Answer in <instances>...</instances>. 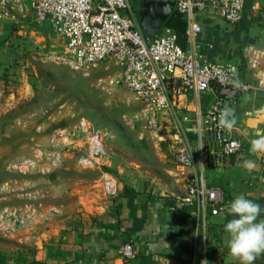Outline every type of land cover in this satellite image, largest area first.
Returning <instances> with one entry per match:
<instances>
[{
    "label": "rangeland",
    "instance_id": "1",
    "mask_svg": "<svg viewBox=\"0 0 264 264\" xmlns=\"http://www.w3.org/2000/svg\"><path fill=\"white\" fill-rule=\"evenodd\" d=\"M130 2L139 17L144 0ZM57 36L34 17L0 22V208L33 206L49 218L69 217L74 226L113 200L102 187L105 173L119 186H158L167 179L166 169L177 164L182 146L170 135L188 137L198 154L202 144L195 107L179 113L178 125L161 120L159 141L141 119L142 102L111 82L122 68L109 60L86 74L51 62L47 53L58 48ZM83 121L102 133L108 164L81 161Z\"/></svg>",
    "mask_w": 264,
    "mask_h": 264
},
{
    "label": "crops",
    "instance_id": "2",
    "mask_svg": "<svg viewBox=\"0 0 264 264\" xmlns=\"http://www.w3.org/2000/svg\"><path fill=\"white\" fill-rule=\"evenodd\" d=\"M183 20L176 16L171 23L181 28L180 40L186 44ZM200 21L203 55L212 61L237 63L242 52L246 60L243 83L254 85L237 93L235 99L222 101L233 122L234 137L243 141L242 150L225 156L211 138L203 137V154L195 153L192 171L203 174L209 186L225 190V208L214 215L210 208L200 211L196 204L181 201L179 198L188 194L187 178L192 171L185 172L176 164L166 169L167 179L158 186L120 185L118 195L105 208L77 225L73 226L69 217L55 215L33 228L0 232V264H241L229 253L224 226L237 218L228 207L239 194L261 206L257 222L264 220V156L250 151L251 142L264 136V124L254 129L245 122L264 106V72L248 63L251 51L264 52V0H253L240 31L237 24L229 26L215 11L200 15ZM218 101V94L211 90L201 96H183L178 101L179 111L190 107L207 111ZM164 123L170 122L165 118ZM245 161L254 162L253 170L245 167ZM157 189L162 196L153 193ZM3 204L0 200V206ZM128 241L134 243L137 254L125 261L118 250ZM252 264H264V252L256 255Z\"/></svg>",
    "mask_w": 264,
    "mask_h": 264
},
{
    "label": "built area",
    "instance_id": "3",
    "mask_svg": "<svg viewBox=\"0 0 264 264\" xmlns=\"http://www.w3.org/2000/svg\"><path fill=\"white\" fill-rule=\"evenodd\" d=\"M171 1L186 22V44L180 42L178 32L171 26L164 25L162 33L156 36L148 35L130 0H0V22L34 17L41 24H50L58 35V48L51 49L47 57L71 70L89 74L109 60L119 65L122 74L111 82L120 83L142 102L141 119L159 141L164 127L161 120L167 118L171 124L178 125L179 98L189 94L201 96L210 90L216 92L219 98L216 104L205 112L196 110L201 144L207 133L222 155L238 153L243 141L234 137L233 127L220 124L222 114L231 121L222 101L227 97L235 99L237 93L253 89L254 85L237 81L234 63L212 61L203 55L199 43L204 32L200 13L215 11L233 26L243 20L247 0ZM248 63L264 72V52L251 51ZM78 128L87 137L86 156L81 161L91 166L108 164L111 155L102 133L91 129L85 121ZM187 129L190 132L191 128ZM177 138L182 146L176 153V162L185 172L192 171L196 167V155L190 140L180 134ZM188 176V194L179 199L196 204L200 211L210 208L212 214L220 213L225 208V190L209 186L203 174L192 171ZM102 187L108 195L119 193L118 183L108 173L104 174ZM153 193L162 196L156 190ZM48 218V213L37 207L5 206L0 208V232L33 228ZM118 253L125 261L137 254L132 241L121 245Z\"/></svg>",
    "mask_w": 264,
    "mask_h": 264
},
{
    "label": "clouds",
    "instance_id": "4",
    "mask_svg": "<svg viewBox=\"0 0 264 264\" xmlns=\"http://www.w3.org/2000/svg\"><path fill=\"white\" fill-rule=\"evenodd\" d=\"M232 123L226 118V114H222L221 126L231 128ZM250 151L264 156V137L254 139ZM245 167L251 171L255 164L245 161ZM261 211L259 204L247 199L243 194L237 195L228 207V212L237 218L231 219L224 226V231L229 237L226 243L230 255L237 258L241 264H252L256 255L264 252V220L257 222Z\"/></svg>",
    "mask_w": 264,
    "mask_h": 264
},
{
    "label": "water",
    "instance_id": "5",
    "mask_svg": "<svg viewBox=\"0 0 264 264\" xmlns=\"http://www.w3.org/2000/svg\"><path fill=\"white\" fill-rule=\"evenodd\" d=\"M174 11V1L144 0L143 10L139 15L142 29L148 35L156 36ZM234 64L236 65L235 77L237 81L243 82L246 70V60L242 52L239 54L238 62ZM245 122L249 127L254 129H257L260 124H264V106L257 109L253 115H250L245 120Z\"/></svg>",
    "mask_w": 264,
    "mask_h": 264
},
{
    "label": "trees",
    "instance_id": "6",
    "mask_svg": "<svg viewBox=\"0 0 264 264\" xmlns=\"http://www.w3.org/2000/svg\"><path fill=\"white\" fill-rule=\"evenodd\" d=\"M252 6H253V0H247L246 1V4H245V11H244V17H243V20L247 17V14H248V11H250L251 9H252ZM176 16H180V17H182V15L181 14H179L178 12H176V11H174V13L171 15V17L168 19V21L166 22V26H171V27H173L177 32H178V34H179V40H180V36L182 37V30H181V28H178V26H174L172 23H171V20L173 19V18H175ZM243 20L241 21V22H239L238 24H237V30H241L243 27L241 26V23L243 22ZM183 23L185 24V29H186V22H185V20H183ZM199 38H200V36H199ZM180 42H181V40H180ZM182 43V42H181ZM0 67H1V64H0Z\"/></svg>",
    "mask_w": 264,
    "mask_h": 264
}]
</instances>
